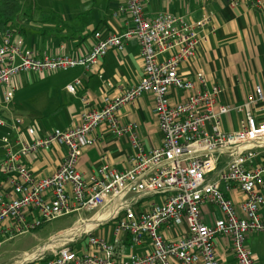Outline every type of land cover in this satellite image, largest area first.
Wrapping results in <instances>:
<instances>
[{
	"label": "built area",
	"instance_id": "built-area-1",
	"mask_svg": "<svg viewBox=\"0 0 264 264\" xmlns=\"http://www.w3.org/2000/svg\"><path fill=\"white\" fill-rule=\"evenodd\" d=\"M180 2L188 0H177ZM234 5L236 0H227ZM149 0H123L130 26L117 34L93 33L94 44L86 53L37 55L25 49L23 40L11 26L0 32V106L4 110L14 98L13 77L20 72L69 70L80 67L95 73L99 60L109 50L124 52L128 40L139 45L143 74L138 83L115 97H104L99 109H85L79 122L67 129H53L39 134L37 125L18 116H0V246L4 241L33 232L44 223L80 212L103 216L96 225L114 222L112 242L90 234L88 223L94 218H79L73 226L56 232L70 234L58 244L39 245L36 253L23 264L34 260L43 264H219L215 238L226 236L235 264H255L245 246L248 233H264V219L259 210L264 205V162L255 159L264 151V121L254 115L256 105L264 104V91L254 88L248 98L235 105L217 103L218 87H208L205 72L199 69L196 83L179 74L180 66L193 58L197 49L212 35L215 27L211 15L186 21L168 12L152 18L144 15ZM263 0H252L259 6ZM81 79L76 77L65 86L74 95ZM170 88L192 91L182 102L172 104ZM154 96V112L162 134V143L146 149L135 123L119 125L117 111L144 93ZM241 114L238 128L221 127L223 116ZM106 125L118 137L127 135L134 149L130 166L117 170L102 163L87 177L77 170L84 146L95 143L93 132ZM66 149L59 166L49 175L36 177L26 161L38 151L53 145ZM223 161L222 169L213 178ZM226 189L237 186L243 198L239 211ZM155 199L145 208V199ZM208 203L222 216L212 224L202 221L200 206ZM184 225L185 234L166 239L161 227ZM130 236L131 245L145 238L148 248L142 254L130 253L120 260L118 235ZM86 237L96 247L93 254H81L70 247ZM43 248V249H41ZM22 256V258H23Z\"/></svg>",
	"mask_w": 264,
	"mask_h": 264
},
{
	"label": "crops",
	"instance_id": "crops-1",
	"mask_svg": "<svg viewBox=\"0 0 264 264\" xmlns=\"http://www.w3.org/2000/svg\"><path fill=\"white\" fill-rule=\"evenodd\" d=\"M15 1L19 5L18 16L4 28L11 26L23 40L25 49L37 55L43 52L49 55L86 53L95 42L94 31L117 34L123 32L131 23L129 15L123 10V0ZM251 3L252 0H236L234 5L227 0H149L144 7V15L152 18L168 12L176 17L183 16L186 21H196L203 14H210L212 25L215 27L214 33L197 49L193 58L180 66L179 74L184 79L196 83L195 74L199 69H203L207 86L218 87L217 103L235 105L245 101L256 86H260L264 91V0L259 6H252ZM142 74L139 45L137 40L132 38L126 42L124 52L109 50L99 60L95 73H85L80 67H75L69 75L52 82L53 96L50 99V108L37 110L31 104L23 105L24 99L14 102L16 91L8 110L0 106V116L7 117L10 113L12 116L21 117L26 123L36 124L39 134L56 128L67 129L79 122L83 110L99 109L104 97L119 95L123 90L138 83ZM76 77L81 79V84L72 95L65 90V86ZM194 90L181 91L170 88V102L180 103ZM254 115L257 121H264V104L256 105ZM241 117V114L230 112L223 116L221 127L226 131L237 129ZM117 118L119 125H137L140 139L146 149L161 145L162 134L154 112V96L151 93H144L134 102L122 106L117 111ZM93 136L94 145L82 147L77 162V170L84 177L104 162L117 170L129 168L134 149L127 135L118 137L106 125H100L93 132ZM65 152L63 146L54 144L47 151H38L26 164L34 176L44 177L59 166ZM254 162H264V151ZM223 165V161L219 163L216 171L209 174L208 178H213ZM220 187L239 211L243 198L241 191L235 185H231L229 189H226L224 184ZM262 194L264 196V189ZM154 200H143L142 208ZM76 213L78 215L75 220L99 216L92 212ZM200 213L202 221L206 224H212L222 216L217 207L208 203L200 206ZM259 214L264 219V205ZM113 223L110 221L96 225L94 222L89 226L92 228L90 234L112 242ZM160 232L166 239L173 240L185 234V226L179 225L169 229L161 227ZM118 238L120 260H126L132 252L142 254L148 248L145 238L137 246L131 245L128 235L120 234ZM69 245L78 255L96 252V247L88 245L84 236ZM245 246L251 251L255 264H264V233H248L245 236ZM230 248L229 238H215V253L219 264H235Z\"/></svg>",
	"mask_w": 264,
	"mask_h": 264
},
{
	"label": "rangeland",
	"instance_id": "rangeland-1",
	"mask_svg": "<svg viewBox=\"0 0 264 264\" xmlns=\"http://www.w3.org/2000/svg\"><path fill=\"white\" fill-rule=\"evenodd\" d=\"M70 73L71 69L66 71L20 72L16 74L12 79L17 91L14 102L24 99L23 105L28 106L31 104L37 110L50 108V99L53 96L51 91L52 82ZM79 213L88 214L90 212L81 211ZM77 215L78 213H72L57 218L44 223L33 232L24 233L12 240L4 241L0 246V264H12L21 260L24 252L29 253L39 245L46 243L58 230L73 226ZM34 262L40 261L34 260ZM28 264H32V262Z\"/></svg>",
	"mask_w": 264,
	"mask_h": 264
},
{
	"label": "trees",
	"instance_id": "trees-1",
	"mask_svg": "<svg viewBox=\"0 0 264 264\" xmlns=\"http://www.w3.org/2000/svg\"><path fill=\"white\" fill-rule=\"evenodd\" d=\"M18 12L19 5L15 0H0V31L8 22L14 21Z\"/></svg>",
	"mask_w": 264,
	"mask_h": 264
},
{
	"label": "bare ground",
	"instance_id": "bare-ground-1",
	"mask_svg": "<svg viewBox=\"0 0 264 264\" xmlns=\"http://www.w3.org/2000/svg\"><path fill=\"white\" fill-rule=\"evenodd\" d=\"M102 218H103V216H98L96 218H92V220L88 223L87 226L92 225L94 222L99 221ZM70 236H71L70 234H60L57 239H53L52 240V243H51V241H49L48 243H46V246H48L50 244H53V243L54 244H58L59 242H62L64 240H69L70 239ZM41 249H43V248H41ZM34 255H36V253L25 254L23 256V258H21V260L15 261L12 264H23L25 261H27L28 259L32 258Z\"/></svg>",
	"mask_w": 264,
	"mask_h": 264
}]
</instances>
